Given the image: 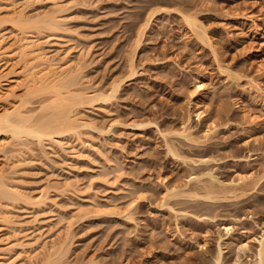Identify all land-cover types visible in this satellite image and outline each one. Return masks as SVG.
<instances>
[{"label":"rangeland","instance_id":"1","mask_svg":"<svg viewBox=\"0 0 264 264\" xmlns=\"http://www.w3.org/2000/svg\"><path fill=\"white\" fill-rule=\"evenodd\" d=\"M7 2L0 15L8 18L1 30L9 45L23 35L33 40L77 71L82 90L108 95L121 83L110 101L77 110L92 125L82 143L62 140L77 151L74 144L63 152L48 141L45 150L33 138H0L15 144L6 156H17L9 163L0 155L6 184L20 193L0 189V246L13 245V260L28 264L19 257L28 251L31 264H215L222 236L220 264H254L264 179L243 188L239 182L252 173L264 178V122L244 117L264 121V0H11L34 28L24 31ZM191 13L208 36L195 35L180 15ZM149 15L152 28L137 50ZM19 61L13 72L23 71ZM68 82L60 84L64 94L72 90ZM25 84L14 85L16 100H0V114L25 105L22 111L42 122L55 111L54 94L31 93ZM137 124L145 127L133 129ZM184 130L190 139L176 134Z\"/></svg>","mask_w":264,"mask_h":264},{"label":"bare ground","instance_id":"2","mask_svg":"<svg viewBox=\"0 0 264 264\" xmlns=\"http://www.w3.org/2000/svg\"><path fill=\"white\" fill-rule=\"evenodd\" d=\"M9 1H11V0H0V6H2V7L5 6V2L8 3L7 4L8 6H9V3L12 4L10 9H12V15L15 16V18L12 20V22L14 23L15 19L17 20L18 23H17L16 28L19 30H23V31L26 27L32 28V26L27 25L28 21L25 19L26 18V16L24 15L25 11L24 12H23V10L22 11H19V10L16 11L17 7H15V5H16L15 2L13 3V2H9ZM262 13L264 16V10L262 11ZM191 14H194V15H190V14H187L188 16L186 14H185L186 16L183 14H180V15H182L184 17L183 20H185V22L188 24L189 29H192L194 31V33L198 32V34L195 33V35L198 36L201 33V35L203 34L205 36H208V35H206L207 34V32L205 30L206 28L201 23V21H199L197 19V17H196L197 15H195V13H191ZM1 16L2 15H0V100L1 101L3 100V102L7 103V101L11 100V98H14L15 96H17V95H15L16 90L13 87H14V85L22 84L23 82L26 83L25 85H27V84L29 85L30 89H28V90H30L31 93L32 92L44 93L46 91H50L52 94V92H53L54 95L53 94L52 95L54 96V98H53L52 105H53V103L55 104L54 113H56V114L53 113V114H51L52 116L50 115V117L52 118V120H56V121H49V119L51 120V118L48 117L46 114V116L49 119L46 116H44L43 119H45V120H43V121L45 122V124L41 125V123H44L43 121L41 122L42 119L39 120V118L41 116L39 118H37L38 120L36 121V119H35L36 116H34V114L32 115V114H29L28 112H24V111H28L26 109L24 111H22V108L24 109L25 105L23 107L22 106H20V107L14 106V109L12 111L8 110L7 108H4L5 109L4 112L0 114V138H2L3 136L9 135L13 139L11 141H13V142L15 141L17 143L20 140H22L23 137H24V139H25V137H27V139L33 138V139L37 140V142L39 143V145H41L42 148H43V145L48 141V143L49 142L52 143V145H55L56 147L60 148L59 150H62L63 152L66 150L65 148L68 149V147H70V145L72 147L73 144H74L73 146H75V148H76L77 145H75V143H72V144L70 142L63 143L62 140L63 139L65 140L67 138L76 137L78 140V142L77 141L76 142L80 143L81 139H82V138L80 139L81 134H82L81 132H83L84 129L86 130L92 126V125L90 126V124L88 122H86V120H84V118H82V116L79 115V113H80L79 111L81 110V108H84L86 106L88 107V105L91 106L93 103H98L100 101L102 103L110 101L111 99H113L114 94L116 92H118L117 89L119 88V85L121 83L117 82L114 85V88L112 87L113 91L111 90L112 91L111 94L109 92L110 95L109 94L105 95L102 92L97 93V91L94 92L93 90L89 92L87 89H86V91L82 90V88L80 89L79 87H81V86H79L76 83V81L74 80V79H76L75 77H77V75L75 76V73L77 74V71L65 66L64 63H60V62L56 63L57 61L55 62V60L50 59L48 54L45 51H43V49H41L42 46L40 48V45H38V44L34 45L33 40L30 41L28 39V37H26V36L23 37L24 36L23 35V36H21L22 39L16 45H12V44L9 45V42H7L8 40H6L4 38L5 36L2 35V30H1L4 27V26L2 27V25L4 24V21H5V24L8 23L7 22L8 18H6L7 20H5V17H1ZM230 17L233 19L239 18V20H241V21L249 19L253 23L256 22V18H251L250 16L246 17L243 15H241V16L240 15H235V16L231 15ZM152 18H153V15L147 19L144 26L140 29L139 33H137L138 34V41H137V45H136L137 50H138L139 46L141 45L142 40L147 35L148 29L152 28V27H150ZM9 21H11V20H9ZM240 24H242V23H240ZM45 25L46 24L41 25V26L45 27ZM55 25H57V24H55ZM52 26H53V23L49 24L46 28L48 30L49 29L53 30ZM33 27H36V26H33ZM32 29H34V28H32ZM26 30H28V29L26 28ZM260 30L264 31V21H262ZM23 31H20V32H23ZM26 33H27V31H26ZM7 39H9V38H7ZM11 41H13V40H11ZM210 41H212V40H210ZM135 43H136V41H135ZM209 43H212V42H209ZM18 59L21 60L23 63V71L21 72V70H22L21 69L20 71L13 72V71H15L14 66L15 67L18 66V65H15L13 63H15V61H18ZM21 61H19V62H21ZM11 67H13V68H11ZM136 68L137 67H135V60L133 57V60H131V62L129 64V71H130L131 78H133L137 75V73L135 72ZM220 68H221L222 75H226L228 77V79H231V78L236 79L239 77L238 76L239 74L237 75L236 72L234 73L233 70L231 71L227 67H225V68L220 67ZM235 74L238 77H236ZM239 79H240V77H239ZM67 81H69L68 82L69 83V89L72 87L71 88L72 90L68 89L69 91H67V93L64 94L60 90V87L62 86V85L60 86V84L64 85V83ZM252 82L254 83L253 86L257 85V84L255 85L254 81H252ZM252 82H251V84H252ZM77 85H78V87H77ZM66 86H68V84ZM205 86L206 85H205V82L203 80H198L195 87H196L197 91H202V93H204L205 89H206ZM253 86H251L250 88L252 89ZM258 86H256L257 89H258ZM26 88H28V87H26ZM17 89H18V86H17ZM30 92L27 91V93H30ZM15 100H16V97H15ZM2 108H3V106H2ZM77 110H79V111H77ZM205 113L199 112V114H197L198 119L199 120L203 119L202 117H203V115H205ZM48 114H50V113H48ZM245 116L249 120L248 122L250 124L255 123V125H261L264 122L260 116L256 117V115H254V114H250V113L246 112L244 114V117ZM54 117H55V119H53ZM34 122H37V123H34ZM143 127H145V126H143L141 124L140 125H138V124L132 125V128L136 129V130L142 129ZM227 128H230V127H226V129ZM216 129H217L216 125H215V127H212V128L210 127L205 134V138L210 139V136L213 135V133ZM186 131L187 130H184L183 132H176V134L182 138L190 139L189 138L190 135H188L189 133H187ZM0 141H1V139H0ZM13 144L14 143H12V142H10V143L6 142L4 144L2 142L0 144V155L5 156V157L1 156V158L2 159L6 158V161L9 160V163L11 162L10 159L12 160V159H15L17 157L14 154L6 156V154H8V152L6 153V150L9 147L12 148L11 146H13ZM80 146H81V144H80ZM88 146L91 147V145H88ZM13 147H15V146H13ZM77 147H79V146H77ZM75 148L72 147V149L70 148V150L74 149L75 151H77V148L76 149ZM43 149H45V148H43ZM43 149L40 150V152L42 151V153L45 154L46 151H44ZM3 154H5V155H3ZM19 157H20V155L18 156V158ZM208 160H206L204 158V159H201L200 162H201V164H206V163H208ZM14 161L15 160H12L13 163H14ZM19 163H18V165L20 166ZM3 173L4 172L0 171V189L4 190V192H5L8 188V190L6 192L11 193L12 197L14 195L20 196V193L16 189H14L15 187L13 188V186H12V188H9L8 184H6L7 183V182H5L6 178H4ZM199 177L200 176H198V178L196 177V180L197 179L199 180ZM258 177H262V176L260 175ZM258 177H257V175H255L253 173L249 174V175L242 176L240 178L239 184H241L240 185L241 188L244 187V184L247 185L249 182L251 184L254 183L255 185L259 184V181H261L264 178L263 177L258 178ZM194 180H195V178H194ZM223 185L226 186V184L222 183V185H221L222 188L224 187ZM8 196H10V194ZM40 205H41V203H40ZM224 229L226 230L227 235L231 234V232H232L231 226L226 225V226H224ZM224 240H226V238L221 236L220 242H219V252H218V255L216 257L215 264H220V262H221V256L223 253V251H222L223 247L221 244ZM254 240H255V242H257V252L255 254L256 261L254 264H264V232H263L261 237L256 238ZM0 244L3 245V242L1 240H0ZM248 244L249 243L245 242V244L242 245V247L245 248V247L250 246ZM12 246L11 247L10 246L9 247L8 246H3V247L0 246V264H17L15 262V260H13V258H15V256H13V254H12V250L14 249ZM20 248H22V247H20ZM27 252L28 251H26V252L22 251L19 254V257H22V258L25 257L26 262L28 264H31L33 262L34 256H32V254H30V253L28 255ZM52 255H54V254H52ZM51 258H52V256H51ZM90 264H92V263H90Z\"/></svg>","mask_w":264,"mask_h":264}]
</instances>
